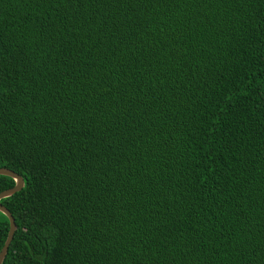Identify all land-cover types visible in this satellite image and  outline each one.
<instances>
[{
  "label": "trees",
  "instance_id": "trees-1",
  "mask_svg": "<svg viewBox=\"0 0 264 264\" xmlns=\"http://www.w3.org/2000/svg\"><path fill=\"white\" fill-rule=\"evenodd\" d=\"M0 167L2 264H264V0H0Z\"/></svg>",
  "mask_w": 264,
  "mask_h": 264
},
{
  "label": "water",
  "instance_id": "water-1",
  "mask_svg": "<svg viewBox=\"0 0 264 264\" xmlns=\"http://www.w3.org/2000/svg\"><path fill=\"white\" fill-rule=\"evenodd\" d=\"M0 175L9 176V177L13 178L15 181V184L13 187L5 189L2 192H0V200L2 198H6L8 196H11L15 192H18L23 188V186H24L23 177L21 175H19L18 173L14 172L13 170L6 168V167H0ZM0 212L3 213L9 220V229L7 232V236L5 238V241H4L2 248L0 250V264H2L3 259L6 255L7 251H8V247L10 245V242L13 239L14 232L16 230V223H15V219H14V216L12 215V213L1 202H0Z\"/></svg>",
  "mask_w": 264,
  "mask_h": 264
}]
</instances>
